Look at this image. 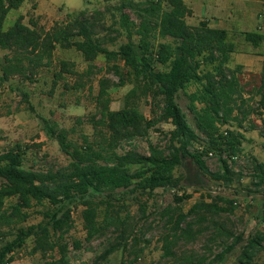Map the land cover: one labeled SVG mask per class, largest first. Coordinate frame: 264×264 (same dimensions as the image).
I'll use <instances>...</instances> for the list:
<instances>
[{
  "label": "trees",
  "instance_id": "16d2710c",
  "mask_svg": "<svg viewBox=\"0 0 264 264\" xmlns=\"http://www.w3.org/2000/svg\"><path fill=\"white\" fill-rule=\"evenodd\" d=\"M118 1L119 29L115 33L118 36L125 33L127 43L111 51L107 46L116 44L118 36L99 37L95 23L86 13L69 14L65 22H57L50 29L40 26L33 17L26 24L25 17L20 16L6 30L8 15L19 10L25 0H0V50L8 52L0 66L1 83L15 78L35 83L40 72L53 65L58 48L77 51L88 67L80 73L75 63L60 62L54 76L55 86L71 76L78 79L77 88H84V81L90 82L103 72L95 64L101 56L108 65L112 64L110 69L119 78L117 85L105 78L99 81L96 114L91 119L95 140L82 136L83 144L74 145L69 130L44 121L49 138L69 158L67 166L46 171L26 169L28 147L17 146L0 154L3 182L0 240L7 241L0 248V264L13 263L14 251L23 248L31 237L34 239L32 255L59 253V259L44 264H71L65 237L72 229L71 208L81 199L86 207L83 219L88 242L106 237L112 229L119 233L117 242L111 243L94 262L101 264L121 251L134 235L135 229L129 228L127 218L123 219L111 203L116 192L152 195L158 189H176L181 180L175 172L186 162L200 174H210L204 161L209 154L219 156L224 169L222 177L227 178L231 175L228 161L242 151L243 136L231 131L223 134L221 128L232 122L241 126L255 109L249 105L251 98L249 101L244 98L243 66L231 69L230 64L241 47L236 42L238 38L259 48L264 44V35L253 32L232 35L226 30L211 28L206 22L191 26L187 18L192 16V11L184 0ZM122 67L127 70L126 76L122 75ZM249 76L256 81L254 98H259V105L264 108V68L261 74ZM127 83L132 89L125 95L122 108L111 110L109 91ZM193 85L197 90L188 98L195 127L177 102L179 94ZM142 103L150 106V117L140 110ZM161 123L174 127L167 148L150 144L147 155L135 150L119 152L123 143L147 138ZM199 138L205 143L203 151L191 152L190 148ZM225 155L227 159L223 160ZM254 169L259 185H263L264 163L255 161ZM105 193H108L107 199L97 203ZM190 198H177V203L180 205ZM10 199H15V203L6 208V200ZM46 202L53 209L46 215L47 221L35 229L20 227L30 218L29 210ZM101 205H106L107 217L99 222ZM170 211L165 218V226L169 225L170 229L163 234L162 243L164 259L172 264H219L243 241L242 236H236L218 221L227 209L216 204L203 200L187 213L180 207ZM206 234L210 245H206L205 254L178 251L182 244H193ZM215 244H221L219 254L213 251ZM261 252H264V234H257L248 240L239 264H259L257 257Z\"/></svg>",
  "mask_w": 264,
  "mask_h": 264
},
{
  "label": "rangeland",
  "instance_id": "374dc122",
  "mask_svg": "<svg viewBox=\"0 0 264 264\" xmlns=\"http://www.w3.org/2000/svg\"><path fill=\"white\" fill-rule=\"evenodd\" d=\"M146 0H135L144 2ZM69 3L76 11L74 16L86 13L87 17L96 25V33L99 37L118 36L120 13L118 11V0H63ZM61 7V6H60ZM126 13L135 20L130 11ZM17 11L8 15L4 28L7 30L15 22ZM29 15V14H28ZM67 20L62 14L59 23ZM28 23V19L25 21ZM54 22L43 21L40 26L50 29ZM127 43V36L121 33L114 45L107 48L111 51L118 50L119 46ZM243 43V41H242ZM254 51V50H253ZM243 52V53H240ZM252 52L240 47L239 53L233 55L230 64L231 69L243 66L242 87L244 98L249 101L255 111L242 121V127L238 122H232L221 128L225 134L227 131L237 132L243 136L241 153L231 161L229 169L231 175L223 178V165L219 156L209 154L204 161L210 172L203 175L189 163L186 162L175 172L181 183L178 188L158 189L152 195L141 193H130L120 190L116 192L111 200L115 210L120 212L123 219L127 218L129 228H134L133 237L122 247V250L111 255L101 264H172L164 259L163 234L170 229L165 226V218L170 210L180 207L184 213L200 201L209 204H216L220 208L227 209L222 213L218 221L226 228L234 232L236 236H242L243 241L236 246L235 250L225 257L219 264H239L242 251L248 240L257 234H264V184L259 185L256 178L254 162L264 163V108L259 105V98H254V86L256 81L249 74H261L263 64ZM7 51L0 50V66ZM240 54H246L241 56ZM244 58V59H242ZM68 61L76 64V70L83 73L88 65L84 62L81 54L75 50H62L58 48L55 52L53 65L43 69L35 83L27 82L19 78L11 79L6 83L0 82V154L9 151L17 146L30 148L26 152L24 167L35 171L48 170L67 166L69 158L61 151L59 144L50 139L44 128V121L58 125L60 128L71 132L70 140L74 145L83 144L82 136H87L91 141L95 140V129L92 125V117L96 114V98L99 92V81L101 78L108 79L119 84V78L108 65L105 57L101 56L96 61L103 72L93 77L91 81H84V88H77L78 79L67 76L54 85V76L59 70L60 62ZM248 63V66L245 65ZM253 62V64L251 63ZM123 66V65H121ZM127 70L122 67V75L126 76ZM2 75L0 68V76ZM132 89L127 83L123 87H113L109 93L111 98V110L118 111L123 106L125 95ZM197 90L195 85L190 86L186 91L181 92L177 102L183 112L187 115L190 124L195 127L193 115L189 109L188 96ZM27 95V97L25 96ZM140 110L145 116L150 117V106L146 103L140 105ZM237 116V115H236ZM242 118V117H239ZM174 127L168 123H161L152 129L147 138L137 139L130 143H123L119 151L124 153L135 150L140 154L147 155L150 144L158 145L161 148L169 146V136ZM205 143L199 138L191 148L203 151ZM227 159L225 155L223 160ZM136 169V168H134ZM3 182L0 180V187ZM108 193L97 199V203L104 202ZM190 196L189 200L182 204L177 203V198ZM83 199L78 200L71 208L72 229L66 235L65 240L69 244L71 264H94L111 243L117 242L119 233L113 229L104 238L87 241V232L84 227L83 211L86 209ZM15 203V199L6 200V208ZM53 212L52 207L46 202L36 205L28 211L30 218L20 227L35 229L40 223L47 221L46 215ZM107 217L106 205H101L99 210V222ZM209 234L199 238L195 243L182 244L178 251L197 252L205 254L207 251ZM10 238L9 240H13ZM7 241L0 240V248ZM79 244L76 248L75 244ZM210 245V244H209ZM221 244L212 246L215 254H219ZM34 247L33 237L27 239L25 246L17 249L12 254L14 262L11 264H44L47 261L59 259L56 251L48 255L37 253L32 255ZM259 264H264V252L257 257Z\"/></svg>",
  "mask_w": 264,
  "mask_h": 264
},
{
  "label": "crops",
  "instance_id": "0c3cea01",
  "mask_svg": "<svg viewBox=\"0 0 264 264\" xmlns=\"http://www.w3.org/2000/svg\"><path fill=\"white\" fill-rule=\"evenodd\" d=\"M184 2L192 11V16L187 18V23L191 26L206 22L211 28L226 30L232 35L247 32L264 35V0H184ZM16 11L18 15L14 18L15 21L20 16H24L25 21L33 17L39 24L43 21L55 24L62 14L67 17L69 14L82 10L76 11L69 3H63V0H25L23 6ZM242 41V38H238L236 42L252 52L251 54L258 58L256 61H261L263 64L261 68L263 69L264 44L259 48H254ZM240 55L246 56V54ZM245 65L248 66V63L245 62Z\"/></svg>",
  "mask_w": 264,
  "mask_h": 264
},
{
  "label": "built area",
  "instance_id": "2783aa9c",
  "mask_svg": "<svg viewBox=\"0 0 264 264\" xmlns=\"http://www.w3.org/2000/svg\"><path fill=\"white\" fill-rule=\"evenodd\" d=\"M86 1H91V0H86Z\"/></svg>",
  "mask_w": 264,
  "mask_h": 264
}]
</instances>
